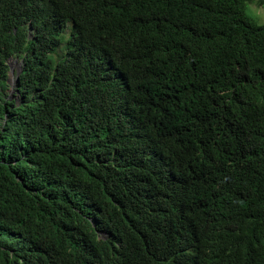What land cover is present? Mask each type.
<instances>
[{
    "label": "trees",
    "instance_id": "1",
    "mask_svg": "<svg viewBox=\"0 0 264 264\" xmlns=\"http://www.w3.org/2000/svg\"><path fill=\"white\" fill-rule=\"evenodd\" d=\"M254 2L0 0V264H264Z\"/></svg>",
    "mask_w": 264,
    "mask_h": 264
},
{
    "label": "rangeland",
    "instance_id": "2",
    "mask_svg": "<svg viewBox=\"0 0 264 264\" xmlns=\"http://www.w3.org/2000/svg\"><path fill=\"white\" fill-rule=\"evenodd\" d=\"M247 13L250 16H252L258 23H261V24L264 23V4H259L258 2L249 4L247 7ZM14 60L15 58H12L11 64L13 66V70H10V73H9L10 91L12 94H14V91H13L14 86H12V83L14 84V79L16 78V72L19 68V65L15 63Z\"/></svg>",
    "mask_w": 264,
    "mask_h": 264
},
{
    "label": "clouds",
    "instance_id": "3",
    "mask_svg": "<svg viewBox=\"0 0 264 264\" xmlns=\"http://www.w3.org/2000/svg\"><path fill=\"white\" fill-rule=\"evenodd\" d=\"M66 33H70V30H69V27L67 26L66 28ZM12 58H15V63H17L18 65H19V68H18V70H17V72H16V78L14 79V84L12 83V86H14L15 87V85H16V83H17V80H18V78H19V74L22 72V59H19V57L18 56H13V55H11L8 59H7V63H8V65L10 66V70H13V66H12V64H11V60H12ZM19 61H20V63H19ZM10 70H9V73H10ZM8 83H9V77H8ZM9 85H10V83H9ZM13 91H14V89H13Z\"/></svg>",
    "mask_w": 264,
    "mask_h": 264
}]
</instances>
